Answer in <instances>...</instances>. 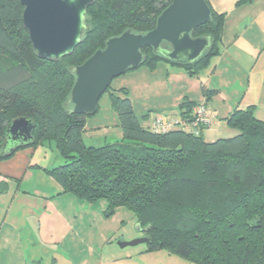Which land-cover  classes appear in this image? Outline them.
<instances>
[{"label":"trees","instance_id":"16d2710c","mask_svg":"<svg viewBox=\"0 0 264 264\" xmlns=\"http://www.w3.org/2000/svg\"><path fill=\"white\" fill-rule=\"evenodd\" d=\"M171 3L94 0L82 43L71 56L49 61L33 49L20 0H0V146L15 119H30L34 141L24 148L55 144L64 164L46 173L61 193L106 202V217L119 208L133 211L149 240L148 252L167 250L194 264H264V121L253 106L235 109L226 119L238 135L208 142L204 130L155 133L143 127L129 92L121 89L111 102L123 137L101 147L84 138L87 116L68 113L76 80L72 69L111 38L152 31ZM209 6L213 20L194 37L210 36L213 45L197 63H170L145 48L142 67L155 70L166 62L190 76L208 69L221 55L225 26V15ZM203 93L208 100L216 95ZM195 105L185 103L184 119ZM10 157L0 154V161Z\"/></svg>","mask_w":264,"mask_h":264},{"label":"crops","instance_id":"0c3cea01","mask_svg":"<svg viewBox=\"0 0 264 264\" xmlns=\"http://www.w3.org/2000/svg\"><path fill=\"white\" fill-rule=\"evenodd\" d=\"M208 2L212 8L216 7ZM225 38L224 30L221 55L217 59H222L228 51ZM211 65L197 76L166 62L159 63L155 70L142 67L121 76L125 82L114 88L113 93L119 94L121 89L129 92L134 111L145 128H150L155 119L147 116L153 96L164 95L163 112L174 118H183L188 109L185 103L207 102L217 126L208 132L204 130L203 135L209 133L212 141L227 133L226 119L235 109L253 106L256 117L264 121V90L260 91L261 99L255 95L246 98L253 91L252 76L243 98L238 99L236 94L229 99L223 89L230 82L223 80L220 87L217 67L201 77ZM236 76L234 71L232 79ZM205 89L216 91V95L208 100L203 93ZM112 118V123L94 125V132L85 133L86 142L92 145L120 140L123 132L116 112ZM221 120L226 125L223 128L218 124ZM40 148L44 146L20 149L9 159L0 161V264H136L138 258L147 257L143 251L130 252L125 250L127 247L114 246L115 233L103 222L102 226L91 224L94 220L103 221L106 202L99 201L103 204L97 208L72 194H62L60 185L46 173L53 168V162L46 159L44 152L39 155Z\"/></svg>","mask_w":264,"mask_h":264},{"label":"water","instance_id":"95a60500","mask_svg":"<svg viewBox=\"0 0 264 264\" xmlns=\"http://www.w3.org/2000/svg\"><path fill=\"white\" fill-rule=\"evenodd\" d=\"M94 0H20L25 28L35 53L42 60H61L71 56L82 43L88 28L86 16ZM212 10L207 0H172L159 16L156 27L146 33L124 32L109 39L84 64L74 67L75 84L66 106L70 114L93 116L101 97L114 79L140 69L145 48L152 49L170 63L193 65L212 47L210 36L194 37L196 29L211 23ZM35 123L15 119L6 130L0 154L10 157L30 146ZM148 238L120 243L121 248L147 244Z\"/></svg>","mask_w":264,"mask_h":264},{"label":"rangeland","instance_id":"374dc122","mask_svg":"<svg viewBox=\"0 0 264 264\" xmlns=\"http://www.w3.org/2000/svg\"><path fill=\"white\" fill-rule=\"evenodd\" d=\"M209 1L216 6L215 8L213 7L215 12L225 15L224 30L226 38L224 43L225 49L228 51L222 59H217V57L214 58L211 68L203 72L201 77H206L211 71H213L214 67H217L218 70L216 76L218 82L227 80L231 83H229L227 88H222L224 93L229 99H233L237 94L238 99L241 100L245 95L249 79L252 76L253 91L252 93L247 94L246 98L248 99L255 95L258 99H261L260 91L264 90V1L254 0L245 3L240 2V0ZM234 71L237 74L235 80L232 79ZM124 82V77L114 79L110 86L111 88L99 101V112L93 116L87 117L88 128L86 133L94 132L95 130L92 128L94 125H99L100 123H104L105 125L107 123H112V117L115 114L111 102L113 89L123 85ZM221 84L220 87L223 86V82ZM149 103L151 105V110L147 112V115L149 114L151 119L156 117H168L165 112H163L164 95H161L160 98L153 96ZM138 113L139 112H137V114ZM138 116L141 117L142 115L139 114ZM88 124L91 126H88ZM218 124H221L220 126H222V128L223 126H226L222 125L224 124L223 120L219 121ZM216 126L217 124L213 126L212 129L216 128ZM226 128L227 133L222 134L218 139L233 138L238 135L236 130L229 126ZM208 130H206V132H208ZM206 132L205 137L211 142V139L213 138ZM87 143L90 144L91 142L87 141ZM92 145L95 147H101L104 144L92 143ZM41 152H44L45 156L47 155V160L53 162V168L64 164V160L60 157L54 143L46 142L44 148H40L39 155ZM102 204V202H97L93 203L92 206L99 208ZM103 216V221L98 222L97 220H94L91 224H94V227L96 225L102 226L103 223L106 224L104 226H109L111 232L115 233L114 246L120 247V243H130L145 238V232L140 229L138 220L130 209L119 208L113 216L106 217L105 213ZM106 221L108 223H105ZM125 250L130 252L143 251L147 254V257L145 258H138L137 261H135L136 264H194L188 259L182 258L167 250L148 252L147 244H140L134 247L129 246Z\"/></svg>","mask_w":264,"mask_h":264},{"label":"built area","instance_id":"2783aa9c","mask_svg":"<svg viewBox=\"0 0 264 264\" xmlns=\"http://www.w3.org/2000/svg\"><path fill=\"white\" fill-rule=\"evenodd\" d=\"M215 124V117L206 102L196 104L188 118L156 117L150 126L155 133H168L173 130H183L195 134L211 129Z\"/></svg>","mask_w":264,"mask_h":264}]
</instances>
